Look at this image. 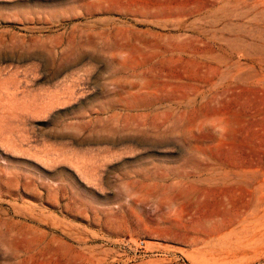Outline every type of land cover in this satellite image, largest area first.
<instances>
[{"label":"rangeland","instance_id":"rangeland-1","mask_svg":"<svg viewBox=\"0 0 264 264\" xmlns=\"http://www.w3.org/2000/svg\"><path fill=\"white\" fill-rule=\"evenodd\" d=\"M0 264H264V0H0Z\"/></svg>","mask_w":264,"mask_h":264}]
</instances>
